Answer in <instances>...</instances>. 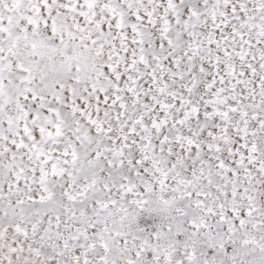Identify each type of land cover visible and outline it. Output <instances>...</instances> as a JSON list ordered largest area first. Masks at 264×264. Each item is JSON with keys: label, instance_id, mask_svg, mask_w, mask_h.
Wrapping results in <instances>:
<instances>
[{"label": "snow or ice", "instance_id": "obj_1", "mask_svg": "<svg viewBox=\"0 0 264 264\" xmlns=\"http://www.w3.org/2000/svg\"><path fill=\"white\" fill-rule=\"evenodd\" d=\"M0 264H264V0H0Z\"/></svg>", "mask_w": 264, "mask_h": 264}]
</instances>
